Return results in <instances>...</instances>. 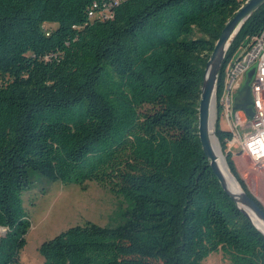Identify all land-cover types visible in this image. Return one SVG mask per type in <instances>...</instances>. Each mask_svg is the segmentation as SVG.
I'll list each match as a JSON object with an SVG mask.
<instances>
[{
    "label": "trees",
    "instance_id": "trees-1",
    "mask_svg": "<svg viewBox=\"0 0 264 264\" xmlns=\"http://www.w3.org/2000/svg\"><path fill=\"white\" fill-rule=\"evenodd\" d=\"M245 1L0 0V264H21L30 172L94 181L131 206L116 227L86 222L45 241L43 264H201L219 251L264 264V236L221 188L197 129L206 63ZM263 27L264 4L224 62ZM214 134L264 211L218 120Z\"/></svg>",
    "mask_w": 264,
    "mask_h": 264
},
{
    "label": "rangeland",
    "instance_id": "rangeland-1",
    "mask_svg": "<svg viewBox=\"0 0 264 264\" xmlns=\"http://www.w3.org/2000/svg\"><path fill=\"white\" fill-rule=\"evenodd\" d=\"M237 55L238 51L234 57ZM214 116L216 117V113ZM215 123L214 118L213 128ZM221 125L225 129V125ZM222 154L225 155L224 152ZM233 162L249 191L264 207V175L257 172L253 163L245 156L233 158ZM30 181V188L22 194L23 208L28 215L30 228L25 235V245L19 251L21 264H43V257L39 253L42 243L68 228L82 226L86 222L100 227H116L124 222L125 214L131 208L130 203L122 196L94 181H87L83 185L62 184L37 172H30ZM3 234L0 230V236ZM201 264L231 262L219 251L212 253Z\"/></svg>",
    "mask_w": 264,
    "mask_h": 264
},
{
    "label": "built area",
    "instance_id": "built-area-1",
    "mask_svg": "<svg viewBox=\"0 0 264 264\" xmlns=\"http://www.w3.org/2000/svg\"><path fill=\"white\" fill-rule=\"evenodd\" d=\"M238 51V55L234 57ZM254 68L251 80L252 116L243 110H234V98L242 87L247 72ZM215 120L223 123L230 133L225 152L232 159L245 156L257 172L264 175V27L246 44L240 43L226 58L217 96L214 95Z\"/></svg>",
    "mask_w": 264,
    "mask_h": 264
},
{
    "label": "water",
    "instance_id": "water-1",
    "mask_svg": "<svg viewBox=\"0 0 264 264\" xmlns=\"http://www.w3.org/2000/svg\"><path fill=\"white\" fill-rule=\"evenodd\" d=\"M264 4V0H246L239 9L235 12L233 17L226 22L224 25L218 40L216 41L214 48L209 56L206 63L205 72L203 76V81L201 85L200 101L198 107V138L201 144V148L204 156L209 161V166L218 179L223 191L234 201L238 209L244 213L252 225L264 236L262 231L252 222L248 213L244 208H241L233 193L226 187L224 183V178L220 167L218 166V157L213 152L210 146L209 137V115H210V104L213 99L216 90V84L218 81V76L224 62L226 52L242 27L245 21L260 7ZM254 68H251L246 75V79L234 98V110H243L249 117L252 116V91H251V80L253 78ZM214 132V128H213ZM214 137L218 143V140L214 134ZM218 150L223 161L224 168L231 175L233 181L240 187L241 190V201L253 214L254 216L264 224V211L259 208L253 200H251L246 193L242 190L241 186L235 179V177L230 172L225 156L222 154L220 145L218 143Z\"/></svg>",
    "mask_w": 264,
    "mask_h": 264
},
{
    "label": "bare ground",
    "instance_id": "bare-ground-1",
    "mask_svg": "<svg viewBox=\"0 0 264 264\" xmlns=\"http://www.w3.org/2000/svg\"><path fill=\"white\" fill-rule=\"evenodd\" d=\"M215 110H214V103H213V99L211 101L210 104V115H209V137H210V146L211 149L213 150V152L216 154V156L218 157V166L220 167L222 174H223V178H224V183L226 185V187L230 190L231 193L234 194L236 201L238 203V205L241 208H244L246 210V212L248 213L250 219L252 220V222L262 231V233L264 234V224H262V222H260L255 216L254 214L246 207L244 206V204L241 201V190L240 187L233 181L231 175L228 173V171L224 168L223 166V161L222 158L220 156L219 150H218V143L214 137V133H213V123H214V118H215Z\"/></svg>",
    "mask_w": 264,
    "mask_h": 264
}]
</instances>
